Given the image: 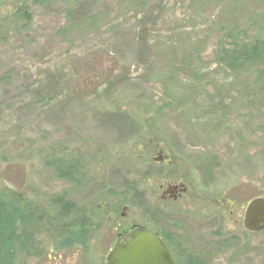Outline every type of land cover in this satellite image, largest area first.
Segmentation results:
<instances>
[{"label": "rangeland", "instance_id": "obj_1", "mask_svg": "<svg viewBox=\"0 0 264 264\" xmlns=\"http://www.w3.org/2000/svg\"><path fill=\"white\" fill-rule=\"evenodd\" d=\"M24 1L0 0V188L44 211L65 194L92 230L60 250L40 232L18 262L105 264L113 221L150 220L207 264H264V230L241 225L264 196V64L217 61L221 44L264 40V0H52L28 21ZM66 154L81 185L44 163ZM180 180L186 193L160 201Z\"/></svg>", "mask_w": 264, "mask_h": 264}, {"label": "trees", "instance_id": "obj_2", "mask_svg": "<svg viewBox=\"0 0 264 264\" xmlns=\"http://www.w3.org/2000/svg\"><path fill=\"white\" fill-rule=\"evenodd\" d=\"M51 1L25 0L17 13L20 18L28 21L31 5H43ZM217 53L218 63L229 70L242 71L252 64H264V40L253 44L231 41L221 44ZM259 72L257 77L264 89V69ZM44 163L59 178L75 185L82 184L85 165L79 157L56 155L44 160ZM131 185L136 187V184ZM88 214L86 207L75 205L65 198V194L52 195L50 209L44 211L35 203L27 202L17 191L0 188V264H24L18 262V256L38 249L36 235L40 232L49 236L55 250L74 245L85 247L92 230ZM184 264L207 263L190 258V262Z\"/></svg>", "mask_w": 264, "mask_h": 264}, {"label": "water", "instance_id": "obj_3", "mask_svg": "<svg viewBox=\"0 0 264 264\" xmlns=\"http://www.w3.org/2000/svg\"><path fill=\"white\" fill-rule=\"evenodd\" d=\"M241 225L248 232L264 229V196L249 199L243 206ZM126 243H114L105 264H176L166 244L142 226L133 228Z\"/></svg>", "mask_w": 264, "mask_h": 264}, {"label": "flooded vegetation", "instance_id": "obj_4", "mask_svg": "<svg viewBox=\"0 0 264 264\" xmlns=\"http://www.w3.org/2000/svg\"><path fill=\"white\" fill-rule=\"evenodd\" d=\"M156 154L157 155L154 158V161L156 163H161V164H164L165 166H170L171 160L167 159V155L164 154L162 150H157ZM159 188H160V201L162 202H168V201L175 202L179 200L182 197V195H184L187 191V185L182 180L165 181V183L161 184ZM122 217H124V215H121V218ZM148 221L150 220H147V223L146 222L130 223V224L128 223L126 225L123 224V222H120L117 220L113 222L111 221L114 225V229H116V232L114 235L115 239H114L113 244L115 242L122 243V244L126 243V241L129 240L128 234L131 231V229H133L136 226H142L154 232L157 236H159L164 241V243L169 248L174 261L177 264H184L186 262H190V258L197 259L196 256L186 251H183V250L178 251L177 250L178 247L174 246L176 244V238L172 235V233L154 229L152 225L148 223ZM178 249H184V248L182 247Z\"/></svg>", "mask_w": 264, "mask_h": 264}]
</instances>
